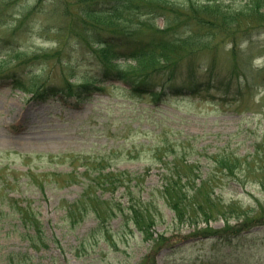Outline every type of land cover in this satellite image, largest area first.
<instances>
[{
    "label": "rangeland",
    "instance_id": "obj_1",
    "mask_svg": "<svg viewBox=\"0 0 264 264\" xmlns=\"http://www.w3.org/2000/svg\"><path fill=\"white\" fill-rule=\"evenodd\" d=\"M169 1L173 9H187V0ZM192 1L232 9L245 3ZM83 20L74 0H0V264H264V193L256 176L264 173V23L230 31L239 44L235 61L228 56V33L218 52L196 56L197 67L214 71L210 89L199 68L192 79L198 95L161 91L170 85L164 83L167 69L156 81V95L135 96L114 80L92 82L105 65L81 42V34H89L77 26ZM153 23L161 27L164 17ZM180 62L174 72L186 77L187 60ZM113 63L117 70L130 65ZM88 82L93 86H79ZM36 93L44 101L34 99ZM233 157L237 176L214 170V158ZM247 166L256 171L236 185L232 180L245 181ZM195 168L202 179L211 172L222 202L242 207L240 219L229 216L227 226H236L229 232H210L222 221L196 230L162 205L161 175L178 171L183 181L185 175L193 180ZM109 171L117 176L107 178ZM120 174L131 178L115 182ZM107 182L118 185L115 192H106ZM127 185L133 199L158 205L149 240L128 219L102 228L91 210L126 205ZM14 204L37 213L39 232L25 231ZM243 217L256 220L244 225Z\"/></svg>",
    "mask_w": 264,
    "mask_h": 264
},
{
    "label": "trees",
    "instance_id": "obj_2",
    "mask_svg": "<svg viewBox=\"0 0 264 264\" xmlns=\"http://www.w3.org/2000/svg\"><path fill=\"white\" fill-rule=\"evenodd\" d=\"M74 1L87 17V20L77 23V26L89 32L86 37L81 35V42L85 47L90 48L98 61L105 65L103 75L96 82L103 83L109 78L118 80L135 96L144 95L148 92L156 95L157 93L154 91L158 86L156 81L167 69L171 71V74L165 79L164 83L170 82V85L162 87L161 91L175 89L180 94L198 95L192 85V79L196 74L195 70L204 67H197L196 56L207 49L218 52L222 38H225L224 36L228 33L232 36L229 38L232 43L228 56L235 61L239 44L236 43L234 34H231L230 31L233 28H242L253 23H264V0H245L241 9H232L230 6L225 7L221 3L208 1L194 5L196 2L192 0L186 1L187 9L181 7L173 9L168 6V4H171L169 0ZM92 6L96 10L91 11L90 7ZM148 15L149 17L146 19L145 17ZM157 16L164 17V24L161 28L153 23L154 18ZM147 30L148 37L145 38L143 33ZM92 45H95V47ZM186 60L187 76L181 77L182 74L174 72V68L178 67L180 61L186 63ZM214 60H216V56ZM120 61L123 63L129 62L130 65L123 70L112 68L116 64L113 62ZM209 64L212 65L211 62ZM204 70L208 75L207 81L204 82V88L210 89V84L216 81L214 71L210 66H206ZM177 80H181V82L177 83ZM18 86L19 89L24 90L20 80H18ZM79 86L87 88L90 87V84L88 82ZM49 89L52 95L53 91H57L53 87ZM161 91L158 92L157 98ZM41 95L42 93H36L34 98L42 97ZM254 154L257 159H260L256 150ZM173 160L174 157L169 162ZM214 162L217 166L214 170L225 175L237 176L235 170L239 165L238 159L234 157L230 159L214 158ZM97 164H102V162L98 161ZM255 171L256 169H249L247 166L246 170L242 171L245 173V181H232L241 186L247 181L251 172ZM197 172L199 175L196 173L193 180L185 175V181L182 180L178 171L165 178L161 175L162 184L158 190V195L161 198L162 205L169 210L174 218L181 222H185L183 220L187 218L186 221L195 228H198L200 223L207 226L211 222L222 221L224 224L222 229L214 231L210 229V232L212 234L229 232L232 227H236L227 226L229 216L236 213L235 218L240 219L241 212L238 211L242 207L234 201L224 203L215 195L210 179L211 172L207 173L206 178L203 179L200 178L199 169H197ZM113 176L116 177L117 173L109 171L106 174L107 178ZM140 176L143 175L138 174L134 178L138 179ZM256 176L264 193V173L260 171ZM128 178L131 177L129 175L123 177L120 174L115 182H121ZM106 184V192L113 193L118 188V185L114 182H107ZM135 184H138V182L135 181ZM127 189L129 190L131 187L127 185ZM124 193L127 196L126 205L116 203L111 206L106 203L104 209L92 207V212L100 220L99 224L102 228L109 220L116 218L128 219L140 233L144 234L143 238L149 240L152 237L150 228L155 223V215L151 211L157 208L158 205L151 198L133 199V190ZM96 198L100 199V196L98 195ZM14 205L16 206L17 218L22 223L25 231L39 232L40 224L32 208L28 206L21 207L18 204ZM253 219L256 220L255 217ZM253 219L247 220L246 217H243L242 224L253 222ZM29 236L31 235L29 234ZM34 248L39 249L36 246Z\"/></svg>",
    "mask_w": 264,
    "mask_h": 264
}]
</instances>
